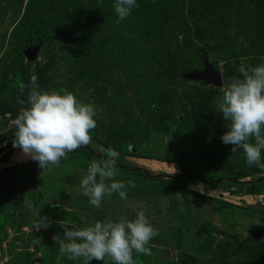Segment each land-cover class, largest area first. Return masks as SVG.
I'll list each match as a JSON object with an SVG mask.
<instances>
[{"label": "rangeland", "instance_id": "1", "mask_svg": "<svg viewBox=\"0 0 264 264\" xmlns=\"http://www.w3.org/2000/svg\"><path fill=\"white\" fill-rule=\"evenodd\" d=\"M136 2L117 22L115 0H0V136L23 107L17 97L27 103L29 89L21 95L17 85L29 84L38 65H49L42 90L66 88L97 113L93 143L67 153L59 166L42 171L28 159L12 172L8 162L0 163V264H56L60 242L54 237L63 236L62 224L134 219L137 211L159 232L149 247L160 260L134 252L135 264H178L183 253L201 264H264V242L248 253L227 254L264 229V169L228 178L248 165L242 150L232 154L221 141L228 122L214 103L227 78H242L241 65L264 63V50L258 52L264 48V6L257 3L264 0ZM162 7L168 11L161 18ZM31 21L37 24L32 31ZM34 46L36 60H28L25 52ZM205 62L221 74L222 87L187 77L203 71ZM104 145L119 152L127 181L138 182L137 205L134 198L121 210H105L103 200L97 209L82 194L80 180L96 156L104 157ZM10 153L11 161L27 159L19 148ZM144 173L162 182L136 176ZM148 186L157 194L149 195ZM38 212L51 223L35 231ZM203 222L233 237L209 231L198 238ZM60 264L80 262L64 255Z\"/></svg>", "mask_w": 264, "mask_h": 264}, {"label": "clouds", "instance_id": "2", "mask_svg": "<svg viewBox=\"0 0 264 264\" xmlns=\"http://www.w3.org/2000/svg\"><path fill=\"white\" fill-rule=\"evenodd\" d=\"M138 7L136 0H115V15L120 22ZM242 78L233 77L221 89L215 103L217 113L228 122L227 131L220 137L225 145H231V153L242 150L248 166L255 165L264 169L261 162L264 150V63L253 67L241 65L238 69ZM21 95L28 88L27 103L17 97L22 105L19 114L12 122L15 127L14 148L36 162L42 171L59 166L67 153L93 143L91 130L97 127V113L91 103L81 102L73 92L66 88L42 90L33 75L29 84L20 82ZM104 158L92 161L80 180L81 192L89 198V203L99 209L105 197L114 193L127 199L128 187L134 188L135 182L117 180L119 152L109 147L101 149ZM177 169L173 166V173ZM172 173V174H173ZM35 231L46 229L50 220L34 213ZM83 219V218H82ZM63 236L59 240L61 256L67 255L71 261L90 264L91 261H104L109 258L112 264H135L133 253L151 255L150 241L159 235L144 211H137L134 219L121 215L117 220L94 221L92 224L76 227L62 224Z\"/></svg>", "mask_w": 264, "mask_h": 264}, {"label": "trees", "instance_id": "3", "mask_svg": "<svg viewBox=\"0 0 264 264\" xmlns=\"http://www.w3.org/2000/svg\"><path fill=\"white\" fill-rule=\"evenodd\" d=\"M257 3H258V5L260 7L264 6V2H257ZM143 8L144 7L141 8V11H143ZM162 9H163L162 13L159 14L161 18L164 17L166 12L168 11L167 7H162ZM263 12H264V10H263ZM30 17H31V14L30 15H26L25 19H24V22H30L29 21ZM31 22H32V24L30 25L31 26L30 27V31H32V29L37 25L36 21H31ZM260 27H261V25H260ZM263 50H264V48H261L258 52L260 53ZM19 54H21V52H18V56H20ZM48 69H49V65L48 64H44L42 66L38 65V67H37V71H36L37 82H38V84H39L41 89H44L46 87V85L48 84L46 76H45V73L48 71ZM229 79L230 78H227L224 81V84L230 82L231 80H229ZM5 113H8V112H5ZM14 132H15V127H12L8 132H6L5 134L0 136V139L1 138L5 139V141L3 143L4 146L0 148V153L6 151V154H4V156H2V158H0V163H3V162H5L8 159V157L11 154L10 152L14 148L12 146V141L15 139V136L14 137H8V135H10L11 133H14ZM109 147H111V146H109V145L102 146L103 149H107ZM96 158L101 159V158H104V157L103 156H96ZM142 158H144V157H142ZM123 167H126V166H123ZM124 169L129 171V168H124ZM136 170H138V169H136ZM136 170H135V172H137ZM261 172H263V169H260V168L256 167L255 165L243 166L237 172H235L231 176H228V178L230 180H232V181H238V180H240L242 178L251 177V176H253V175L257 174V173H261ZM139 175H136V176H138L139 178H142L144 180L162 182V181L159 180V177H157L155 175H152V174H149V173H146V174L144 173V174H139ZM163 183H165V182H163ZM261 184L263 185V182ZM251 191L254 192V191H258V190H256V189L254 190L253 188H251ZM187 192L189 194H192V195H195V196H200V194H197L196 192H192L191 190H187ZM204 198L207 199V200H210V201H214V202L218 201L215 198L208 197V196L204 197ZM212 227L213 226L210 223H207V222L201 223L199 228H198V230H197V232H196V234H195L196 237L199 238L203 234L208 233L209 231L215 232V233H219V234L227 236V237H233L231 234H229L227 232H224L222 230H216L215 228H212ZM262 242H264V229H261V230L255 232L253 235L249 236L248 238L238 242L234 247L232 246V248L227 250L228 251L227 254H230L232 252H235V253H240V252L248 253V252H250L253 249V247H255L257 244L262 243ZM178 264H201V263L196 261V259L193 256L183 253V254H181L179 256Z\"/></svg>", "mask_w": 264, "mask_h": 264}, {"label": "crops", "instance_id": "4", "mask_svg": "<svg viewBox=\"0 0 264 264\" xmlns=\"http://www.w3.org/2000/svg\"><path fill=\"white\" fill-rule=\"evenodd\" d=\"M13 155V153L8 157V159L6 160V162H8V167L9 169L12 170V172L14 171V168L17 167V166H20V165H24L25 162H27V160L29 158H27L26 160H22V161H11V156ZM141 163L143 161H145V159H140ZM52 169V168H51ZM121 171L118 172L117 174V177L116 179L117 180H121V181H124V182H127V178H126V175L123 174V173H120ZM146 183H149V184H156L155 182L153 181H148V180H145ZM135 187L132 188V187H128L127 189L130 188V191L131 192H128V190L126 189L127 191V199L124 200V199H121L119 197L118 194L114 193L111 197H105L104 198V203H105V210H107L108 207H113V208H117L119 210L122 209V207H124L125 205H130L129 201H131L132 199L135 198V204L134 205H137V201H138V182H135ZM148 185V184H147ZM157 185V184H156ZM149 188H146V191L149 195H156V191L157 189L156 188H153L152 186H148ZM156 187V186H155ZM15 189V188H14ZM143 189V188H141ZM130 193V194H129ZM147 194V195H148ZM133 197V198H132ZM152 198V196H150ZM131 203H134V201H132ZM83 205H89L88 202L84 203ZM72 211V209H71ZM75 226V225H74ZM152 254L150 255L151 259L153 260H157L159 259L158 257L156 258V252L154 250H151ZM161 257V256H159ZM160 260V259H159Z\"/></svg>", "mask_w": 264, "mask_h": 264}, {"label": "water", "instance_id": "5", "mask_svg": "<svg viewBox=\"0 0 264 264\" xmlns=\"http://www.w3.org/2000/svg\"><path fill=\"white\" fill-rule=\"evenodd\" d=\"M38 47L34 46L32 48H29L26 50V55L28 60H36V53H37ZM204 70L201 72H192L187 75V77L193 79V80H202L207 84H211L213 86L222 87L223 81L221 74L214 70L212 65L205 62L204 64Z\"/></svg>", "mask_w": 264, "mask_h": 264}]
</instances>
